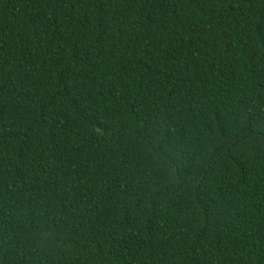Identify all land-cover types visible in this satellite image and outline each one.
Segmentation results:
<instances>
[{"label":"trees","instance_id":"1","mask_svg":"<svg viewBox=\"0 0 264 264\" xmlns=\"http://www.w3.org/2000/svg\"><path fill=\"white\" fill-rule=\"evenodd\" d=\"M0 264H264V0H0Z\"/></svg>","mask_w":264,"mask_h":264}]
</instances>
